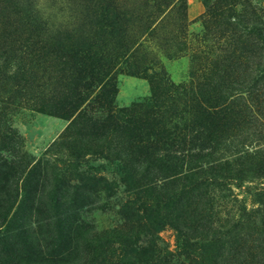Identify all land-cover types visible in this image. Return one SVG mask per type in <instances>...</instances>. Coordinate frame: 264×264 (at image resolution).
I'll return each mask as SVG.
<instances>
[{
	"label": "trees",
	"instance_id": "obj_1",
	"mask_svg": "<svg viewBox=\"0 0 264 264\" xmlns=\"http://www.w3.org/2000/svg\"><path fill=\"white\" fill-rule=\"evenodd\" d=\"M152 2V7L144 5L147 9L144 14H135L130 9L115 13L114 5L109 3L98 16L86 18L83 24L88 23L89 31L78 24L53 36L46 32L37 34L39 22L35 18L30 19L29 15L21 18L22 32L17 39L32 49H40L37 60L43 54L46 60L58 58L53 82L48 84L47 92L41 91L33 110L69 122L66 129L74 130L75 139L69 151L79 157H83L84 151L102 155L83 148L81 141L85 138L98 141L115 138L113 152L103 154L102 158L115 165L127 198L117 210L122 224L103 233L95 232L83 220L82 213L89 211L83 210L85 204L74 206L77 194L69 199L67 207L59 205L55 194L54 205L47 212L32 206L17 208L13 220L5 225L4 235L9 236L6 242L12 239L22 245L17 250L20 253L16 255V264H61L80 253V243L85 244V253L79 256L82 260L86 257L85 264H264V218L258 227L254 223L258 209L253 215L242 210L243 221L232 217L226 232H220L223 226L216 219L217 213H210L216 192L225 190L233 180L239 183L253 173L257 180L264 181V149L254 150L255 147L242 141H238V146L245 145L242 150L231 149L240 132L253 121L244 114L246 107L238 103L244 92L231 88L232 83L240 80L238 64L245 56L233 50L209 58L198 51L195 60H199L196 66L201 74L196 77L194 88L183 90L182 98L174 97L176 88L162 71H153L150 65L144 67L145 58L138 60L131 68L150 81V101L127 108L115 105L111 70L131 47L136 45L138 52L140 38L155 30L152 28L155 15L150 11L163 13L172 0ZM179 2L183 13L184 3ZM180 18L183 21L184 14ZM93 27L104 32L102 36L110 37L120 53L104 54L102 42L90 38ZM255 34L264 41V34ZM33 75L15 83L0 79V134L4 139L5 114L21 100L31 101L28 96L34 92ZM92 106L98 110L94 111ZM229 149L237 151L236 160L216 157ZM10 168L0 173L7 176L20 171ZM78 177L85 182L74 187L75 193L89 199L86 190L93 187L88 184L89 179L94 181L93 177H89L88 170L78 171ZM39 178V173L29 176L30 181H36L35 185ZM262 184L257 198L264 205ZM8 210L9 206H0V227ZM40 220L45 224H39ZM31 224L37 227L33 229ZM170 225L177 232L176 253L159 246L158 234ZM245 228L251 232L239 237L238 231ZM250 233L262 235V241L254 246L258 239L253 240ZM222 234L227 238L224 243L219 238ZM224 244L228 258L223 255ZM7 251L15 253L13 248ZM237 257L242 258L240 262Z\"/></svg>",
	"mask_w": 264,
	"mask_h": 264
},
{
	"label": "rangeland",
	"instance_id": "obj_2",
	"mask_svg": "<svg viewBox=\"0 0 264 264\" xmlns=\"http://www.w3.org/2000/svg\"><path fill=\"white\" fill-rule=\"evenodd\" d=\"M179 1L172 0L163 13L150 11L155 15L152 24L155 30L140 38L138 52H135L136 45L131 47V51L125 53L122 61L111 70L110 77L114 81L116 91L115 105L127 108L135 103L150 101V81L146 76L134 73L133 67L131 68L138 60L145 58L147 63L144 67L150 65L153 66V71H162L169 83L176 88L174 97L182 98L183 90L194 88L197 84L196 77L201 74L196 66L199 60H195L198 51L214 58L237 50V53L245 57L238 64L240 80L232 83L231 88H239L244 92L238 103L246 107L244 114L254 122L240 132L233 144L235 147L231 149L242 150L241 146L244 144L255 147L254 150L264 149V41L255 34H264V0H181L184 3L183 13L179 10ZM109 3L114 5L115 13L130 9L135 14L147 13L146 8L153 5L152 0H0V79L15 83L35 74L34 92L31 97L28 96L31 101L23 99L5 114L6 125L2 130L6 132L9 143L7 138L4 139L0 134V170L6 167H14L16 171L17 168L20 169L14 175L11 173L6 176L0 173V206L10 208L0 227V264H6V261L16 264V255L20 253L17 250L22 247L18 241L12 239L6 242L5 239L9 236H4L5 225L9 220H13L17 208L32 206L33 209L50 211L54 205L55 194L60 200L59 205L64 207H67L69 199L77 194L74 206L85 204L83 210L89 212H83L82 218L97 233L122 224L117 210L121 203L126 201V188L120 182L115 165L102 158L103 154L113 152L115 138L102 141L85 138L81 141L83 148L95 150L102 155H92L84 151L85 154L81 155L83 157H79L77 153L69 151L75 141L74 130L66 129L69 122L33 110L34 101L41 98V91L47 92L48 84L53 82L51 78L57 70L55 68L58 66V58L48 57L46 60L43 54L42 59L37 60L40 49H32L17 39L22 32L19 23L23 16L29 15L30 19L35 18L39 22L37 34L46 32L53 36L78 24L89 31L88 23L83 24L86 18L98 16L102 7ZM182 14L183 21L180 18ZM91 31L90 38L102 42L104 54L120 53L110 37L102 36L104 32H98L94 27ZM252 45L254 47L249 48ZM251 50L253 52H250ZM259 101L262 102L260 105ZM92 109L98 110L96 106H92ZM63 134L65 135L62 136ZM238 141L244 144L238 146ZM228 144L227 141L226 146ZM231 149L220 152L216 157L223 158V161L236 160L237 151ZM81 170H88L89 177L94 180L88 181V184L93 186L86 190L89 199L81 198L80 193H75L74 187L83 184V180L80 181V176L78 177V171ZM35 173L40 174L37 185L35 180H29V176ZM263 182L257 180L253 173H248L241 182L233 180L232 185H228L225 190L216 192V202L213 201L210 213H217L216 219L220 220L219 224L223 226L220 232H226L234 219L243 221L245 217L242 210L253 215L258 209L259 212L254 214V223L256 227L259 226L264 218V205L259 203L257 195L263 187ZM34 185L35 193L32 192ZM28 193L30 195H27ZM51 220L49 224L53 222ZM42 222L45 224L42 220L39 224ZM31 226L33 229L37 227L36 224ZM238 232L241 234L239 237L243 234L245 237V234L251 231L245 228ZM250 234L253 240L258 239L257 243L254 241V246L262 241V235L259 237L258 234ZM158 236L159 246L169 252H177V232L171 225L165 226ZM219 238L222 243L227 240L224 234ZM247 238L249 240V237ZM80 245V253L62 260L61 264H85L86 257H83V260L79 257L85 253V244ZM234 245L233 243L231 247L234 248ZM12 248L15 253H5L6 249ZM226 249L227 245L223 251L224 258H228ZM241 259L237 257V262Z\"/></svg>",
	"mask_w": 264,
	"mask_h": 264
}]
</instances>
